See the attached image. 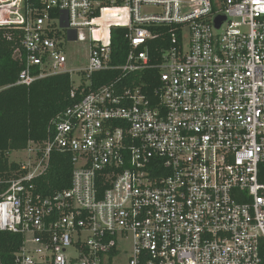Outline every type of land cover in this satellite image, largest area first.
Returning <instances> with one entry per match:
<instances>
[{
  "label": "built area",
  "instance_id": "2783aa9c",
  "mask_svg": "<svg viewBox=\"0 0 264 264\" xmlns=\"http://www.w3.org/2000/svg\"><path fill=\"white\" fill-rule=\"evenodd\" d=\"M0 28L22 33L17 85L68 74L75 101L0 192V232L22 237L13 264H115L119 253L125 264L262 263L264 0H0ZM65 41L87 43L84 68H68ZM149 68L156 102L113 87ZM113 69L110 85L84 92ZM53 152L70 157V187L43 196L34 181Z\"/></svg>",
  "mask_w": 264,
  "mask_h": 264
},
{
  "label": "trees",
  "instance_id": "16d2710c",
  "mask_svg": "<svg viewBox=\"0 0 264 264\" xmlns=\"http://www.w3.org/2000/svg\"><path fill=\"white\" fill-rule=\"evenodd\" d=\"M160 31L161 38L152 41L149 46L152 65L160 63L162 50L168 45V28ZM124 33L125 30L120 28L111 31L112 63L115 65L123 64L126 56ZM21 37L18 29L0 28V192L6 188L7 182L21 173V164L11 162L9 155L24 150L29 142L46 140L50 122L75 103L70 98L72 85L68 74L48 76L29 86L16 84L24 69V64L14 56L16 50L21 51ZM118 75L120 72L116 69L94 73L91 85L85 87L84 92L110 85ZM158 76V69L149 68L126 75L113 87L118 92L124 87L140 88L154 103L157 100L155 90L159 86ZM71 171L70 157L53 152L48 169L34 181L37 191L48 196L69 188ZM21 241L19 234L0 232V264H13ZM261 264H264V247Z\"/></svg>",
  "mask_w": 264,
  "mask_h": 264
},
{
  "label": "rangeland",
  "instance_id": "374dc122",
  "mask_svg": "<svg viewBox=\"0 0 264 264\" xmlns=\"http://www.w3.org/2000/svg\"><path fill=\"white\" fill-rule=\"evenodd\" d=\"M63 50L67 56L68 68L71 71H76L84 68L87 65L88 45L82 42H67L63 45ZM72 79L78 83L79 76L72 74ZM26 159V151H15L9 155L11 162L20 163ZM127 259L126 253H119L115 264H125Z\"/></svg>",
  "mask_w": 264,
  "mask_h": 264
},
{
  "label": "water",
  "instance_id": "95a60500",
  "mask_svg": "<svg viewBox=\"0 0 264 264\" xmlns=\"http://www.w3.org/2000/svg\"><path fill=\"white\" fill-rule=\"evenodd\" d=\"M221 21H222L221 18H219V19L216 20V28H219L220 27Z\"/></svg>",
  "mask_w": 264,
  "mask_h": 264
}]
</instances>
